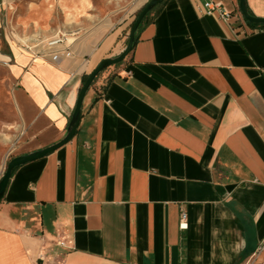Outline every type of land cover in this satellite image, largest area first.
I'll return each instance as SVG.
<instances>
[{
	"label": "crops",
	"instance_id": "obj_1",
	"mask_svg": "<svg viewBox=\"0 0 264 264\" xmlns=\"http://www.w3.org/2000/svg\"><path fill=\"white\" fill-rule=\"evenodd\" d=\"M100 1L0 0L16 114L4 164L65 136L83 77L123 50L148 2ZM207 2L231 21L202 14ZM245 3L264 18V0ZM112 69L72 139L12 171L0 264H264V29L239 0H164Z\"/></svg>",
	"mask_w": 264,
	"mask_h": 264
},
{
	"label": "water",
	"instance_id": "obj_2",
	"mask_svg": "<svg viewBox=\"0 0 264 264\" xmlns=\"http://www.w3.org/2000/svg\"><path fill=\"white\" fill-rule=\"evenodd\" d=\"M163 1L164 0H148V2L141 8V10L137 13L134 20L132 21L130 30L127 34V43L125 48L117 56L101 60L98 65L87 75L86 80L83 82L79 89L75 107L69 119L65 136L55 144H52L41 150L26 155L15 156L8 160L5 165V170L0 177V201L8 185L11 173L15 168L52 153L54 150L63 146L72 139L80 122L83 99L87 91L91 87L93 81L102 71H104L108 67L119 64L124 60V58L131 51L135 33L142 20L156 5L160 4ZM239 11L246 22L255 25H264V18L255 17L249 14L246 8L245 0H239Z\"/></svg>",
	"mask_w": 264,
	"mask_h": 264
},
{
	"label": "built area",
	"instance_id": "obj_3",
	"mask_svg": "<svg viewBox=\"0 0 264 264\" xmlns=\"http://www.w3.org/2000/svg\"><path fill=\"white\" fill-rule=\"evenodd\" d=\"M199 9H200L199 11L205 15L216 14L218 18L226 24L229 23L231 19L233 18V14L230 11L226 10L224 7H222L220 3L207 2ZM63 43H64L63 36H60V37H56V38H53L52 40L47 41L46 46L49 49H53L55 47L57 48V46H60ZM69 54L70 53L68 50H66V48L62 50L60 49L58 53L57 52L52 53L51 61L54 63H58L61 59V55L68 56ZM112 73H113L112 66L108 67L107 69H105L104 71L100 73L98 79L95 82L99 88L100 94H103L104 87L106 86V83L108 79L110 78V76L112 75ZM185 221H186V214L182 212L180 214V224H179L180 229L186 228ZM57 244L64 246V244L61 242H58Z\"/></svg>",
	"mask_w": 264,
	"mask_h": 264
},
{
	"label": "rangeland",
	"instance_id": "obj_4",
	"mask_svg": "<svg viewBox=\"0 0 264 264\" xmlns=\"http://www.w3.org/2000/svg\"><path fill=\"white\" fill-rule=\"evenodd\" d=\"M101 3V1L99 0ZM102 8L105 9L107 5L102 4ZM125 48V46H124ZM123 48V49H124ZM3 73L0 72V80H3ZM16 119V114L13 108V104L10 100V93L5 92L4 89L0 88V177L5 170V156L9 150L10 142L15 130L10 128L9 125ZM255 260L249 261V264H253Z\"/></svg>",
	"mask_w": 264,
	"mask_h": 264
},
{
	"label": "trees",
	"instance_id": "obj_5",
	"mask_svg": "<svg viewBox=\"0 0 264 264\" xmlns=\"http://www.w3.org/2000/svg\"><path fill=\"white\" fill-rule=\"evenodd\" d=\"M161 4V3H160ZM157 6H159V4L158 5H156L145 17H144V19L142 20V22H144L145 20H146V18L153 12V11H155V9H156V7ZM141 22V23H142ZM246 22V21H245ZM246 24L248 25V26H250V28H260V29H264V25H255V24H251V23H248V22H246ZM130 27H131V25H130ZM139 27H140V25H139ZM120 64V63H119ZM119 64H116V65H114V66H117V65H119ZM100 75V74H99ZM99 75L96 77V79L93 81V83H92V85L96 82V80L98 79V77H99ZM86 78H87V75L86 76H84L83 77V79H82V84H83V82L86 80Z\"/></svg>",
	"mask_w": 264,
	"mask_h": 264
},
{
	"label": "bare ground",
	"instance_id": "obj_6",
	"mask_svg": "<svg viewBox=\"0 0 264 264\" xmlns=\"http://www.w3.org/2000/svg\"><path fill=\"white\" fill-rule=\"evenodd\" d=\"M263 257H264V253H263ZM259 260H261V256H259Z\"/></svg>",
	"mask_w": 264,
	"mask_h": 264
}]
</instances>
